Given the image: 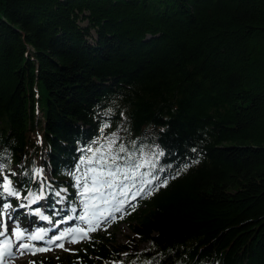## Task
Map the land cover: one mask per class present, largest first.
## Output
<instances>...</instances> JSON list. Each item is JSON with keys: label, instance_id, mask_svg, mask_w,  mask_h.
<instances>
[{"label": "trees", "instance_id": "1", "mask_svg": "<svg viewBox=\"0 0 264 264\" xmlns=\"http://www.w3.org/2000/svg\"><path fill=\"white\" fill-rule=\"evenodd\" d=\"M113 133L156 186L63 264H264V0H0L12 184L66 187Z\"/></svg>", "mask_w": 264, "mask_h": 264}, {"label": "snow or ice", "instance_id": "2", "mask_svg": "<svg viewBox=\"0 0 264 264\" xmlns=\"http://www.w3.org/2000/svg\"><path fill=\"white\" fill-rule=\"evenodd\" d=\"M108 126L109 125L107 124L105 125V127ZM101 131H103V129H101ZM115 137L116 134L113 133L112 136L108 138L106 145L101 144L98 148H96L90 158H88L87 160L82 159L80 161V164L84 165L83 169L77 166L76 172L69 173L75 182V187L81 189L82 185V190H80L78 194L80 195L83 201L85 214L79 216V219L89 224V230H93L94 227L93 220L90 218V216L96 218L95 226H98L101 223H107V220L110 217L113 219L115 218L114 216H112V212L121 211V208L119 206L113 205L112 210L109 212L108 216L102 215V206H106L111 203L108 197H112V199H115V193L112 191L113 189H118L120 195L126 197L128 195V192L131 191V188L125 182L129 179H136V177L132 175V172H125L121 168L119 161L131 160L132 157L130 154H128V149L123 144H119L117 146V139ZM105 147H107V151H103ZM88 151L91 152L92 149H88ZM120 153H125L127 155L121 156ZM3 167V164H0V175L3 174ZM140 167L141 165L139 164H132L133 170ZM41 172V169L36 170L37 175H39ZM77 173L80 174L77 175ZM23 175L28 176L29 174L25 172L23 173ZM118 177L119 179H117ZM163 183L166 184V181ZM89 185H91V187H89ZM0 188H2L3 190L2 193H0V196H2L3 193H7L9 196H14L17 198H19L20 196V192L15 187H13L12 181L7 176H4L3 181L0 182ZM53 191L55 193V196L60 197L61 191L67 192V188H62L61 191H55L53 189ZM86 193H90V196L87 199H85ZM28 196L34 197L31 201L32 203H35L41 198L40 196H35L31 192L28 193ZM25 199H27V197H25ZM89 200L93 201V203L90 204ZM118 203L122 205L124 203V200H120ZM25 206L26 205H21V207ZM2 207L7 209L10 208L11 205L5 203L2 205ZM73 211L75 212V209H73ZM39 212V209L35 210V213L38 214ZM42 218L48 219V217ZM0 228H3V231H0V235H4V233L7 232V228L3 225H0ZM71 231L76 232L77 230L73 229ZM13 235L18 241V247L20 249H25L28 246L23 241L25 239H31L34 241L43 240L44 230L39 229L37 230L36 234H26V231H21L19 230V228H17L13 232ZM64 235V233H61L59 236L56 237V239H63ZM80 238H87V233H84V235H82ZM72 242H78V240L73 237ZM60 246L62 247V245Z\"/></svg>", "mask_w": 264, "mask_h": 264}, {"label": "rangeland", "instance_id": "3", "mask_svg": "<svg viewBox=\"0 0 264 264\" xmlns=\"http://www.w3.org/2000/svg\"><path fill=\"white\" fill-rule=\"evenodd\" d=\"M14 174H15V172L12 173V175H14ZM101 226L104 227V224H101ZM109 230H114L116 243L125 242V240L131 234L127 222L117 224L115 227L110 228ZM78 246H79L78 244L69 245V246H67L65 252L57 251V252H51V253H44V254L33 256V257H29L26 260L18 259L15 262H13L12 264H36L37 262H38V264H41L42 261L45 260L47 257H51L50 263H52V264H63L61 259H63L65 257V254L76 252ZM146 247H147V244L145 242H141L138 244V249H144Z\"/></svg>", "mask_w": 264, "mask_h": 264}, {"label": "bare ground", "instance_id": "4", "mask_svg": "<svg viewBox=\"0 0 264 264\" xmlns=\"http://www.w3.org/2000/svg\"><path fill=\"white\" fill-rule=\"evenodd\" d=\"M57 163H58V161L56 160V161H55V164H57ZM142 186H143L142 183H138V184H137V187H138V188H141Z\"/></svg>", "mask_w": 264, "mask_h": 264}]
</instances>
